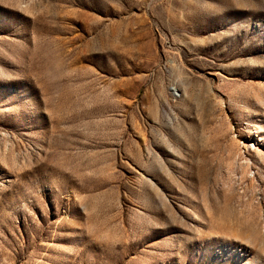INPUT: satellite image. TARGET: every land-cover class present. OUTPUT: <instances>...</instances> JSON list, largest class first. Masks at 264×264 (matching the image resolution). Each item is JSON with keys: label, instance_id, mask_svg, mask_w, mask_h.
<instances>
[{"label": "rangeland", "instance_id": "1", "mask_svg": "<svg viewBox=\"0 0 264 264\" xmlns=\"http://www.w3.org/2000/svg\"><path fill=\"white\" fill-rule=\"evenodd\" d=\"M0 264H264V0H0Z\"/></svg>", "mask_w": 264, "mask_h": 264}]
</instances>
